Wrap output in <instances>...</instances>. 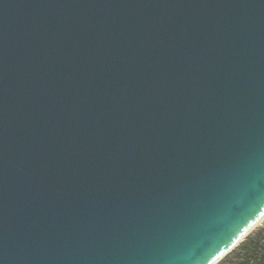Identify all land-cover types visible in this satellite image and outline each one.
I'll return each instance as SVG.
<instances>
[{"label": "water", "instance_id": "water-1", "mask_svg": "<svg viewBox=\"0 0 264 264\" xmlns=\"http://www.w3.org/2000/svg\"><path fill=\"white\" fill-rule=\"evenodd\" d=\"M264 223V0H0V264H220Z\"/></svg>", "mask_w": 264, "mask_h": 264}, {"label": "trees", "instance_id": "trees-1", "mask_svg": "<svg viewBox=\"0 0 264 264\" xmlns=\"http://www.w3.org/2000/svg\"><path fill=\"white\" fill-rule=\"evenodd\" d=\"M220 264H264V223Z\"/></svg>", "mask_w": 264, "mask_h": 264}]
</instances>
